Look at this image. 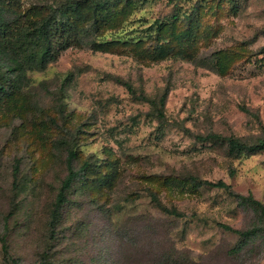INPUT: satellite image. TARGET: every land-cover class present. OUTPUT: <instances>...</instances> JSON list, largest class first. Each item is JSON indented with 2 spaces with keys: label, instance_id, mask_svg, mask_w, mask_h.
I'll list each match as a JSON object with an SVG mask.
<instances>
[{
  "label": "rangeland",
  "instance_id": "rangeland-1",
  "mask_svg": "<svg viewBox=\"0 0 264 264\" xmlns=\"http://www.w3.org/2000/svg\"><path fill=\"white\" fill-rule=\"evenodd\" d=\"M72 1L7 0L3 15L36 20L31 9ZM134 1L105 21L85 9L79 24L93 34L84 44L10 78L0 264H264L256 209L195 183L223 181L264 205V152L238 156L226 142L198 140H264V0ZM71 167L78 176L51 232Z\"/></svg>",
  "mask_w": 264,
  "mask_h": 264
},
{
  "label": "trees",
  "instance_id": "trees-1",
  "mask_svg": "<svg viewBox=\"0 0 264 264\" xmlns=\"http://www.w3.org/2000/svg\"><path fill=\"white\" fill-rule=\"evenodd\" d=\"M134 0H78L68 2L65 9H52L48 13H44L42 8L31 9L36 20L26 19L25 14L17 15L13 21L5 20L3 13L6 11L7 0H0V64L1 58L7 57L6 71L0 73V107L4 103L5 98L14 90V86L8 88V84L12 83V77L18 81L27 74V72L45 71L50 63L56 62L61 53L76 46H80L90 38L92 33L91 25L79 24L86 20L84 10L88 9L89 14L94 18H103L108 20L115 11L123 6L130 7ZM81 16V18H80ZM129 90H133L129 87ZM146 99L147 97H142ZM157 112L158 117L164 120L165 116L159 107V103L151 101ZM200 141L210 142H226L231 154L254 155L264 152V140L258 141L256 144L249 145L243 143L235 137L224 138L219 135H209L207 137H198ZM78 174L71 167L67 179L64 181L62 188L57 197V201L52 212L51 232H54L60 224L63 217V207L67 202V195L72 185L77 179ZM196 181V180H195ZM198 187L217 188L230 192L231 196L236 198L241 204H251L259 213L264 222V205L256 201L252 196L244 197L231 191V186L223 181H196ZM158 207L165 213L182 217L176 210H169L162 207L156 196H153ZM228 230L244 236L246 233L226 227ZM249 237V236H248ZM247 237V238H248ZM53 237L51 236L50 240ZM250 239V238H249ZM49 240V242H50ZM248 240V239H247ZM246 240V241H247ZM4 252L8 258V250L5 238L2 239ZM48 242V243H49ZM49 248L45 253L49 254ZM175 253L181 257L184 252L173 248ZM10 258L8 259L9 262ZM194 264V261H189Z\"/></svg>",
  "mask_w": 264,
  "mask_h": 264
}]
</instances>
